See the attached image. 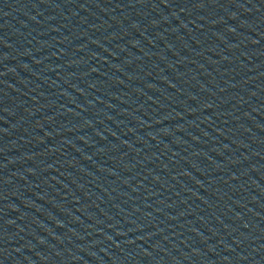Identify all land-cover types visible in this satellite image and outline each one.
<instances>
[{
  "label": "water",
  "instance_id": "water-1",
  "mask_svg": "<svg viewBox=\"0 0 264 264\" xmlns=\"http://www.w3.org/2000/svg\"><path fill=\"white\" fill-rule=\"evenodd\" d=\"M0 264H264V0H0Z\"/></svg>",
  "mask_w": 264,
  "mask_h": 264
}]
</instances>
